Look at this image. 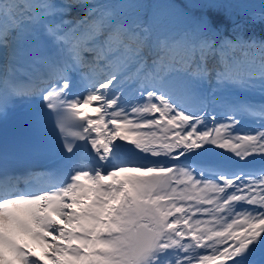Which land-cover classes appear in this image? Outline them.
Wrapping results in <instances>:
<instances>
[{
  "label": "snow or ice",
  "instance_id": "1",
  "mask_svg": "<svg viewBox=\"0 0 264 264\" xmlns=\"http://www.w3.org/2000/svg\"><path fill=\"white\" fill-rule=\"evenodd\" d=\"M0 264H264V2L0 0Z\"/></svg>",
  "mask_w": 264,
  "mask_h": 264
},
{
  "label": "rangeland",
  "instance_id": "2",
  "mask_svg": "<svg viewBox=\"0 0 264 264\" xmlns=\"http://www.w3.org/2000/svg\"><path fill=\"white\" fill-rule=\"evenodd\" d=\"M259 1H260V2H258V1H256V0H253V1L250 3V5L255 6V8H259L260 4H261L262 2H264V0H259ZM175 2L178 3L177 0H175Z\"/></svg>",
  "mask_w": 264,
  "mask_h": 264
},
{
  "label": "bare ground",
  "instance_id": "3",
  "mask_svg": "<svg viewBox=\"0 0 264 264\" xmlns=\"http://www.w3.org/2000/svg\"><path fill=\"white\" fill-rule=\"evenodd\" d=\"M33 250L37 253V255H40L42 251L38 246H33Z\"/></svg>",
  "mask_w": 264,
  "mask_h": 264
}]
</instances>
